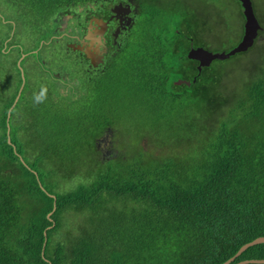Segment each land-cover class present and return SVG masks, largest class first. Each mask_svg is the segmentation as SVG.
<instances>
[{
  "label": "trees",
  "instance_id": "obj_1",
  "mask_svg": "<svg viewBox=\"0 0 264 264\" xmlns=\"http://www.w3.org/2000/svg\"><path fill=\"white\" fill-rule=\"evenodd\" d=\"M93 1L0 0V264L264 259V243L235 256L264 236V2L260 7L252 0L262 26L254 44L199 69V60L188 55L192 48L223 52L212 50L208 39L243 38L241 0H136L139 28L124 42V66L112 72L125 69L132 77L121 107V91L111 81L93 87L81 80L76 98L75 92L58 101L37 96L35 83L46 89L51 76L40 80L36 66L22 84L21 68L29 65L26 59L18 63L21 54L49 39L67 7ZM144 11L150 22L142 20ZM155 15L163 28L150 25ZM11 19L14 37L28 46L22 51L2 50ZM252 52L257 55L248 77L247 70L229 73L215 64ZM29 74L38 75L31 80ZM224 79L235 84L222 85ZM129 110L142 117L126 119L125 132L135 129V143L101 161L97 138ZM185 118L190 120L180 127ZM175 130L183 133L173 143L169 132Z\"/></svg>",
  "mask_w": 264,
  "mask_h": 264
},
{
  "label": "flooded vegetation",
  "instance_id": "obj_2",
  "mask_svg": "<svg viewBox=\"0 0 264 264\" xmlns=\"http://www.w3.org/2000/svg\"><path fill=\"white\" fill-rule=\"evenodd\" d=\"M57 19L54 33L49 39L42 38L39 48L22 53L18 60V63H21L26 59L24 62L29 65L27 69L40 67L42 73L40 80L48 81V76H51L52 84L46 89L44 85L47 84L35 83L38 86L35 94L42 98L51 96L56 101L61 96H72L74 92L73 98H76L75 95L79 94L78 86H82L81 80H88L93 87H98L100 81H111L114 68L123 59L121 52L129 45L128 42L126 44L124 42L129 38V33L137 21L141 20V14L136 0H94L89 7L79 5L67 7L65 13L60 14ZM2 20L8 22L4 17ZM11 23L10 36L4 38L2 50L7 52L19 48L22 51L28 48L14 37L16 22L11 19ZM7 26H4L5 30ZM50 47L54 49L52 56ZM63 53H66L64 59L77 66L68 69L58 65L56 56L62 55L59 59L63 58ZM26 72V69H23L24 77ZM29 75L30 79L34 80L38 74H32L33 77ZM9 77L15 79L13 76ZM7 84L10 86L13 83ZM91 94L94 98L95 93ZM109 131L112 132L111 141L106 146V153L115 156L119 154L120 148L117 146L116 129L112 126H107L97 138L96 148L101 155L103 146L98 147L97 141Z\"/></svg>",
  "mask_w": 264,
  "mask_h": 264
},
{
  "label": "rangeland",
  "instance_id": "obj_3",
  "mask_svg": "<svg viewBox=\"0 0 264 264\" xmlns=\"http://www.w3.org/2000/svg\"><path fill=\"white\" fill-rule=\"evenodd\" d=\"M184 1L191 3V0H184ZM257 1L259 2V6L260 7L263 6V3L262 2H264V0H257ZM144 12H143L144 14H142L143 15L142 16V20H143V18H145L146 20H148L150 22L152 16H150V15L149 16H146V11H144ZM158 16L161 17L160 15H155L154 20L150 24L152 27L155 25L156 26L155 29H157L158 27L159 28H163L164 27L160 23L161 20L159 21ZM163 18H164V16H162V19ZM138 28H139V26L134 27L133 28L134 29V32H136ZM139 33H140V31H138V34ZM208 37H210V36H208ZM138 39L139 38L136 37V38L133 39L132 42H135V40H138ZM240 39H241V34L238 35V36H231V37L227 38L226 40L225 39H221L220 40L218 38H213V39L209 38L208 40H211L210 41V43H211L210 46H212L211 47L212 50H215V51H224V50H229L232 47H234L240 41ZM128 54H131V53L128 52ZM65 55H66V53H63L62 60H58L57 61V64L58 65H60V66L62 65L64 67H74V66H77V65H74L73 62L72 63L69 62L68 59H64L65 58ZM256 55L257 54H253V52H252V54H246V55L238 56L236 59H233V60L228 59V60H225V61L223 60V62H221V61H215V64L219 65V64L222 63L221 65H224L226 71H228L229 73H233L234 72L233 71L234 68L236 69V71L244 72V74H246L248 72V74H247V77H248V75L251 72L252 65L256 61ZM124 61L125 60L122 59L119 62V65L120 66H124ZM20 67H21V65H20ZM198 68H199V66H198ZM25 69H26L27 72H26V76L24 77L23 76L24 75L23 74V68H21L22 78L24 80L22 82V84L23 83H26L27 78H28V69H27V67ZM245 70H247V72ZM77 72L78 73H81L79 71H77ZM225 74H226V72H224V75ZM176 75L177 74L175 73V76ZM231 75H233V74H231ZM231 78H232V76H231ZM131 80H132V77H129L127 75V70H125V69H123V70L119 71L118 73H116L115 75L113 74L111 76V82L115 83L117 85V88H119V90L121 91L120 101L117 103V106H120L121 107V104H124L125 103V101H126V98H125L126 97V92L123 91V90H125L128 87L129 81H131ZM176 80H177V78H176ZM178 81L179 82H190L189 80L183 79V78L182 79L181 78H178ZM226 81L224 79V82H223L222 85H224L225 82H226V85L227 86H231V85H234L235 84V82L232 81V79H230V80L229 79H226ZM111 82H109V83H111ZM126 119H128L129 121H132L133 120L135 122L136 120L142 119V117H140L138 115L137 111H135V110H132V111L129 110V111H125L123 113V116L120 117V120H119V123L118 124L115 123L114 128L116 129V133H117L116 141L118 142L117 146L120 148L119 149L120 150V152H119L120 155L117 154V155L114 156V155L111 154L112 157L110 159H113V158H116L118 156L123 155L124 153H122V152L124 151V149H121V148H126V150L128 149V151H130V147L135 143L134 139L137 138L136 135H135V133H136L135 132V129L134 128L133 129H130V131L128 132V134L125 132L126 131ZM189 120H190V118H188V119L185 118V120H182V122L181 121L179 122L180 123L179 126L185 128V124L183 122H186V121H189ZM142 133L143 132L140 131L139 132V135L142 134ZM180 133L182 134L183 132L181 130H175V131L169 132V134L173 135V138H174L173 139V143H176L177 140H179L177 137L179 135H181ZM156 137H157V139H160V140H161V138H163L162 136L160 137V135H158V134H157ZM141 144L144 146V148L146 150L148 149V147H151L150 144H149V142L147 141V138L146 139L145 138L144 139H141ZM129 155H131V154H129ZM98 157L100 159V154H98ZM94 158H95V156H94ZM106 160H108V159H105L104 161H106ZM51 166H53L52 163H51ZM81 222H83V219L81 220Z\"/></svg>",
  "mask_w": 264,
  "mask_h": 264
},
{
  "label": "water",
  "instance_id": "obj_4",
  "mask_svg": "<svg viewBox=\"0 0 264 264\" xmlns=\"http://www.w3.org/2000/svg\"><path fill=\"white\" fill-rule=\"evenodd\" d=\"M242 2V6H243V13L245 15V23H244V34H243V38L241 39V41L238 43L237 46H235L233 49H231L229 52H213L210 51L209 49H206L202 46H199L197 48H192L189 51V57L192 59H196L199 60L200 62V66L199 68H201V66H205V65H209L214 59H226L228 57H230L231 55H234L238 52H243V51H247L255 42V39L258 36L259 30L262 29V26L258 20V17L255 13L254 7H253V3L252 0H241ZM23 87V86H22ZM22 87L19 91V94L14 102V104L12 105L11 109L14 107L16 101L18 100ZM10 117V111H9V116L8 119ZM9 131H10V125H9ZM111 131H109V133H106L102 138H100L97 141V145L99 146H103L102 149V153L100 155V159L101 161H104L105 159H110L112 157L111 154L106 153V146L107 144H109V142L111 141L110 135H111ZM8 141L11 143V138L10 135L8 137ZM54 196V195H53ZM55 197V196H54ZM55 202H56V198H55ZM56 209V205H54L53 211ZM53 211H51L48 216L50 217L51 214L53 213ZM51 218V217H50ZM55 224V223H53ZM45 235H46V241H47V231H45ZM257 243H264V236H259L257 238H255L254 240L245 243L237 252V255L241 254L243 251H245L248 247L257 244ZM45 245L46 242L44 244V248H43V255L45 252ZM234 257H232L231 259L227 260L226 262H224L223 264H228ZM250 262H256V263H264V259H248V260H243L240 261L236 264H245V263H250ZM51 264V263H50Z\"/></svg>",
  "mask_w": 264,
  "mask_h": 264
}]
</instances>
